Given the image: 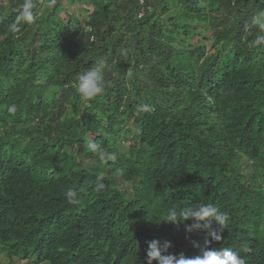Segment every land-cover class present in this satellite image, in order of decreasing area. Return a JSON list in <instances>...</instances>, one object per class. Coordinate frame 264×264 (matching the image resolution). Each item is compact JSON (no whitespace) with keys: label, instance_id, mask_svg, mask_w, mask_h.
I'll return each mask as SVG.
<instances>
[{"label":"trees","instance_id":"trees-1","mask_svg":"<svg viewBox=\"0 0 264 264\" xmlns=\"http://www.w3.org/2000/svg\"><path fill=\"white\" fill-rule=\"evenodd\" d=\"M23 2L0 0V249L146 264L159 240L264 264V0H33L12 31ZM97 60L104 91L82 100ZM199 203L228 215L220 241L164 221Z\"/></svg>","mask_w":264,"mask_h":264},{"label":"clouds","instance_id":"clouds-1","mask_svg":"<svg viewBox=\"0 0 264 264\" xmlns=\"http://www.w3.org/2000/svg\"><path fill=\"white\" fill-rule=\"evenodd\" d=\"M141 2V1H140ZM142 3V2H141ZM144 3V2H143ZM33 0H24L22 4V10L18 14L16 21L10 26L12 31L19 30V24L21 21L31 22L33 20ZM153 7L149 6L148 11H152ZM145 13L143 9L139 13V17H142ZM252 24L261 30L255 40V45L259 46L264 44V11H261L252 17ZM124 51L126 54V50ZM105 70L106 62L104 60H97L93 67H90L85 72L79 75L75 81L74 87L76 92L82 100L93 99L104 91L105 84ZM15 111V107L9 109ZM13 135H18L15 130L10 128ZM14 139V138H11ZM18 140V145H20ZM94 147V146H93ZM111 158L107 153L101 152V159ZM69 203H77L74 199L75 193L71 190L65 193ZM157 222H161L160 218ZM228 215L221 212L218 208L211 204L199 203L196 206L186 207L182 210H177L175 206L169 211L167 221L169 223H184L185 229L188 233L194 231H207L209 235L215 241H220L223 238V232L225 231ZM189 220L191 224L187 223ZM213 221L218 224V227L213 229ZM172 247L170 241H165L163 246L159 240H152L148 243V252L146 258V264H245L243 258L230 248H216L205 246L200 250V254L195 256H187L183 252L177 254L170 253L168 249ZM40 263V262H37Z\"/></svg>","mask_w":264,"mask_h":264},{"label":"rangeland","instance_id":"rangeland-1","mask_svg":"<svg viewBox=\"0 0 264 264\" xmlns=\"http://www.w3.org/2000/svg\"><path fill=\"white\" fill-rule=\"evenodd\" d=\"M48 11H49L48 4L47 3H42L40 5V8H38V10L36 11V16L39 17V18H43V17H45L47 15ZM165 18H167V17H165ZM43 24H45V23L43 22ZM56 90L58 92H60V89L56 88ZM19 132H20V129H19ZM22 143H24V139H21V144ZM120 149L123 150L122 145L120 146ZM35 258L36 257L27 258V259H23L21 257H12V258H10L7 255L5 250L0 249V264H47L44 261H41L40 263H37V262L35 263L34 262Z\"/></svg>","mask_w":264,"mask_h":264},{"label":"built area","instance_id":"built-area-1","mask_svg":"<svg viewBox=\"0 0 264 264\" xmlns=\"http://www.w3.org/2000/svg\"><path fill=\"white\" fill-rule=\"evenodd\" d=\"M142 3L144 2V0H140Z\"/></svg>","mask_w":264,"mask_h":264}]
</instances>
